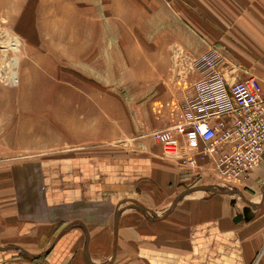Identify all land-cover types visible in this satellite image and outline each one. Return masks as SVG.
I'll return each instance as SVG.
<instances>
[{
  "label": "crops",
  "instance_id": "crops-1",
  "mask_svg": "<svg viewBox=\"0 0 264 264\" xmlns=\"http://www.w3.org/2000/svg\"><path fill=\"white\" fill-rule=\"evenodd\" d=\"M35 1L39 42H46L40 16L59 4ZM129 1L133 11L151 13L154 91L129 127L122 104L98 129L89 116L83 143L50 152L42 148L43 123L38 129L33 120L43 117L42 103H31L28 117L27 106L0 100V255L38 264H264V253L257 260L264 252V154L247 177L228 178L211 155L189 151L184 136L177 153L165 152L154 136L183 121L197 79L192 61L209 50L224 56L228 78L254 75L264 82V0ZM84 2L117 18L100 24L102 40L117 42L130 4ZM112 27L121 29L115 37ZM64 36L58 43L72 38ZM21 60L27 69V57ZM139 118L146 119L143 129ZM209 184L221 192L187 190Z\"/></svg>",
  "mask_w": 264,
  "mask_h": 264
},
{
  "label": "rangeland",
  "instance_id": "rangeland-1",
  "mask_svg": "<svg viewBox=\"0 0 264 264\" xmlns=\"http://www.w3.org/2000/svg\"><path fill=\"white\" fill-rule=\"evenodd\" d=\"M31 1L32 9L27 7L25 0H0V37L7 42L8 37L17 35L21 40L18 51L5 43L0 44V65L8 64L15 55L20 65L14 68L18 71L16 85L0 77V100H16L19 105L27 106L28 117L34 115L29 113L31 103H42L43 117L38 113V118L33 120L38 129L43 123L42 148L50 152L83 143L84 124L89 123V116L92 129H98L101 123L111 121L113 113L120 114L122 104L123 122H128L129 127L132 113L145 112L147 107L143 105L150 102L154 94L151 88V28L146 26V17L151 13H137L132 10L130 1L125 0L130 5L125 4L122 13L123 34L117 42L115 38L114 41L108 38L105 43L102 40L105 29L100 24L105 18L116 21L111 12L93 11L85 0H53L59 6L40 16V29L46 42H39L37 3ZM133 23L137 25L127 26ZM108 32L115 37L121 29L112 27ZM60 34L72 38L67 43H58ZM80 38L85 43H79ZM36 52H43L45 59H36V62L28 57ZM22 57H27V69ZM88 100H91L90 107ZM102 100L112 102L103 108L97 105ZM103 111L112 114H101ZM139 119L143 129L146 119ZM38 143L40 145V141ZM263 253H259L257 260Z\"/></svg>",
  "mask_w": 264,
  "mask_h": 264
},
{
  "label": "built area",
  "instance_id": "built-area-1",
  "mask_svg": "<svg viewBox=\"0 0 264 264\" xmlns=\"http://www.w3.org/2000/svg\"><path fill=\"white\" fill-rule=\"evenodd\" d=\"M224 60L215 50L193 59L197 79L183 121L155 130L154 136L167 153H177L179 136H184L189 151L211 155L225 177L239 179L247 177L264 154V82L254 75L228 78ZM188 160L195 163L194 156ZM0 264L38 263L1 254Z\"/></svg>",
  "mask_w": 264,
  "mask_h": 264
},
{
  "label": "bare ground",
  "instance_id": "bare-ground-1",
  "mask_svg": "<svg viewBox=\"0 0 264 264\" xmlns=\"http://www.w3.org/2000/svg\"><path fill=\"white\" fill-rule=\"evenodd\" d=\"M8 39L9 40L6 42L2 39V37H0V44L5 43V45H7L10 49L18 51L21 44L20 38L17 35H13V37L10 36ZM15 67H19V57L17 55L13 56L8 64L1 63L0 65V77L6 79L8 82L10 81L9 84L12 85H16L18 83V71L14 69Z\"/></svg>",
  "mask_w": 264,
  "mask_h": 264
},
{
  "label": "water",
  "instance_id": "water-1",
  "mask_svg": "<svg viewBox=\"0 0 264 264\" xmlns=\"http://www.w3.org/2000/svg\"><path fill=\"white\" fill-rule=\"evenodd\" d=\"M193 189H206V190H210V191L221 192L220 190L216 189V187H214L212 185H198L195 187L188 188L187 190H193ZM241 217H242L241 214H237L235 220H239Z\"/></svg>",
  "mask_w": 264,
  "mask_h": 264
},
{
  "label": "trees",
  "instance_id": "trees-1",
  "mask_svg": "<svg viewBox=\"0 0 264 264\" xmlns=\"http://www.w3.org/2000/svg\"><path fill=\"white\" fill-rule=\"evenodd\" d=\"M12 256H14V255H12Z\"/></svg>",
  "mask_w": 264,
  "mask_h": 264
}]
</instances>
